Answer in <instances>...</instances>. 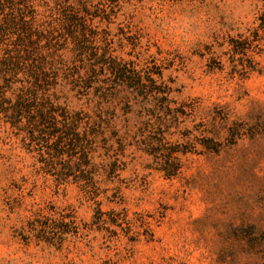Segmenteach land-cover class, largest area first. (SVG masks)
<instances>
[{"label":"rangeland","instance_id":"rangeland-1","mask_svg":"<svg viewBox=\"0 0 264 264\" xmlns=\"http://www.w3.org/2000/svg\"><path fill=\"white\" fill-rule=\"evenodd\" d=\"M68 4L83 10L87 41L79 55L71 39L58 42L64 74L48 94L71 112L105 104L116 168L89 194L58 185L37 172L36 145L0 115V264H264V0ZM53 8L34 2L39 30ZM17 34L4 37L10 50ZM105 53L145 91L118 85L101 65L88 82ZM16 78L4 82L7 99ZM172 164L166 178L160 169ZM39 215L68 216L77 233L61 247L24 241Z\"/></svg>","mask_w":264,"mask_h":264},{"label":"trees","instance_id":"trees-1","mask_svg":"<svg viewBox=\"0 0 264 264\" xmlns=\"http://www.w3.org/2000/svg\"><path fill=\"white\" fill-rule=\"evenodd\" d=\"M35 1L0 0V14L7 12L0 26V50L5 48L2 50L5 56L0 59V115L11 129L21 132L31 145H36L39 164L37 172L51 177L58 185L69 182L79 184L84 193L89 194L92 186L99 184L101 173H113L116 168L111 163L113 157L109 156L114 148L108 135L111 128L113 131V120L104 109L105 104L98 103L92 113L71 112L66 106L57 104L48 94L51 80L56 81L61 73L64 74L54 64L57 58L62 60L57 48L58 42L62 40L66 43L71 39L77 55L84 52L82 43L87 41L86 20L81 16L83 10H75L68 4V0H52L54 8L47 16V26L39 30L34 21ZM26 12L31 13L32 23L25 19ZM261 21L264 23V14ZM11 31L18 33L17 44L12 42V50L8 44L3 43L4 37ZM42 42V46L46 47H40ZM29 49L33 54H29ZM105 55H102V59L95 57L94 64L88 66V82L96 84L95 80L99 76L94 67L101 65L107 67L102 71H106L118 85L145 91L141 77H137L136 73L121 63L108 64ZM13 78H16L15 82L19 86L16 85V92L9 89L13 99H7L4 90L7 83L4 82ZM102 82L99 80L97 84ZM101 95L105 98L108 96L107 92ZM171 169L160 170L166 178H171L176 175L174 171L177 164H172ZM96 214H103L100 208ZM68 219V216L59 215L58 218L45 217L41 220L39 215L30 223L28 234L23 236L22 231L19 235H22L24 241L34 238L47 245L61 247L71 234L77 233L73 231V221Z\"/></svg>","mask_w":264,"mask_h":264}]
</instances>
